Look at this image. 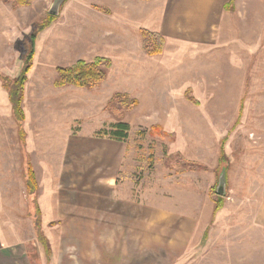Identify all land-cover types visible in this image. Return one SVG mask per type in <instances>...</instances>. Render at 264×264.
<instances>
[{"label": "rangeland", "instance_id": "374dc122", "mask_svg": "<svg viewBox=\"0 0 264 264\" xmlns=\"http://www.w3.org/2000/svg\"><path fill=\"white\" fill-rule=\"evenodd\" d=\"M52 1L0 3V75L18 76L28 37ZM204 1L69 0L37 36L24 86L22 143L9 100L4 94L0 100V233L26 248L30 264L49 263L34 231V200L58 264H82L77 239L48 236L55 199L72 189L104 200L99 210L116 224L110 199L137 203L136 248L121 251V261L264 264V0H233L215 14L203 12ZM142 30L165 39L161 55L144 53ZM96 57L111 62L99 87L55 85L57 68ZM0 92L6 93L1 81ZM117 93L127 96L120 106L110 104ZM119 122L129 126L125 142L101 135ZM156 126L163 134L151 130ZM224 139L227 195L213 215ZM83 143L84 155H74ZM177 155L205 170H189ZM28 162L38 184L34 200L23 177ZM154 209L199 213L184 250L172 247L173 239L168 246L140 236L170 229ZM91 240L84 257L93 258L84 264L99 263L97 239Z\"/></svg>", "mask_w": 264, "mask_h": 264}, {"label": "crops", "instance_id": "0c3cea01", "mask_svg": "<svg viewBox=\"0 0 264 264\" xmlns=\"http://www.w3.org/2000/svg\"><path fill=\"white\" fill-rule=\"evenodd\" d=\"M231 1L233 2V0H214V2L213 0H209V3H205L204 1L199 6L204 8V13L215 14L218 12V10H220L219 8L224 9L225 6L226 10L229 6H231ZM211 2L213 3L211 4ZM210 4L211 6L213 5L212 10H210ZM214 18L215 16L211 17L210 19L213 20ZM1 92L0 100L2 99L1 94H4V97L8 99L6 93ZM72 153H74V155H84V143L83 149H74L72 150ZM101 185L104 188V182L101 183ZM79 190L83 192L84 186H82ZM115 192L116 191L114 190V194L116 195ZM110 200L111 201H108L112 203L113 206H116L115 213L120 216L119 222L117 224L115 222L118 220L108 216L105 213H102L103 211L101 212V210H99V206L102 205L104 200L101 201L99 198L84 199V193L78 195L73 191V189L70 191V194L65 195L62 199L56 198L54 217L52 220L47 222L48 226H50V228L53 227L54 231L50 230L52 235L48 236L50 238L57 237L64 239L67 236H70L77 239L80 254L79 260L82 264H84V258L88 260H85L86 262H89V259L93 258L86 255L84 257V245L85 243L91 244L93 242L91 240L92 238L97 239L96 247L98 249V257H94V259L96 258L98 260V264H136L132 261H121L120 257L121 251L123 253L128 251L129 254L131 253V247L133 249L136 248V238L138 236V230L136 229L137 225L135 224L137 219V203L127 201L119 197ZM78 208H80L79 212L76 213ZM153 212H156L160 218L159 221L164 223L170 229L156 230L153 231L151 235H148V232L146 234L143 230L144 232L140 233V236L165 239L162 241V243L165 242V244L168 246H170L171 243L170 239H173L171 243L172 247H174L176 250H184L186 243L190 241V238L194 237L195 230L199 227L200 218L197 216L199 213H186L181 210L167 209H154ZM121 219H123L122 221H126V223L121 224ZM132 221L134 224L131 223ZM41 224L44 226L43 221ZM41 230L43 231L44 228H41ZM110 246H112V249H110ZM66 248L67 247H65V249ZM35 252L38 254L39 258H41L39 249ZM29 254L30 253L27 252L24 246H20L15 243L10 244L5 236L0 233V264H15V262L18 264H30ZM94 254L96 253L92 251V255ZM61 257L62 254L60 255V258ZM58 260V254H56L55 250L52 248L48 264H58ZM167 264L201 263L177 261Z\"/></svg>", "mask_w": 264, "mask_h": 264}, {"label": "trees", "instance_id": "16d2710c", "mask_svg": "<svg viewBox=\"0 0 264 264\" xmlns=\"http://www.w3.org/2000/svg\"><path fill=\"white\" fill-rule=\"evenodd\" d=\"M69 0H66L65 4ZM2 4L11 3L13 7H26L30 5V0H0ZM232 1L230 2V4ZM64 4V6H65ZM98 11L102 12V9L95 7ZM225 9V6H224ZM56 20L55 17L47 15L44 20L37 23L28 37L29 43L26 49H24L23 54L21 55L20 65H19V74L15 79H10L8 76L0 75V81L2 82V88L6 91L8 100L11 106V114L13 116L14 121L17 125V136L22 143V135H23V122L25 120V115L22 110V104L24 101V86L27 81V74L32 67V60L35 54V41L37 36L45 30L47 27L51 25ZM141 34V42L142 49L144 53L148 57L159 56L163 53V47L165 45V39L155 32H150L147 30H142ZM111 66V62L109 59L96 57L92 61L87 62L83 60L77 61L75 64L69 67L57 68L56 72L58 75V79L55 82L57 87L62 86H74L77 88H84L87 90H92L93 88L99 87L102 82L107 78L109 69ZM188 90L186 93H189ZM127 99L126 95L122 94H114L112 99L110 100V104L121 105V100ZM136 101H132L131 105H136ZM243 104L244 99L241 101V107L238 114V119L241 118L243 112ZM130 108L128 105L125 108L126 110ZM239 121L236 122V125ZM151 130L161 132L162 129L159 126L152 127ZM129 126L125 123L119 122L112 126H110L109 130L103 131L102 136H107L108 138L117 141V142H125L128 138ZM163 134V133H162ZM225 143V139L222 140L220 144V154H219V163L222 165L218 172L221 171L222 168H225L227 171L228 161L225 156L223 145ZM180 161L183 163L184 167L187 165L189 170H205V167L200 166L196 163H192L186 161L181 155H177ZM184 167L182 166V170L184 171ZM26 192L28 197H32L34 200V195L38 189L37 180L35 178V174L30 162L26 164V169L23 174ZM223 198L218 197L214 203L213 215L216 214L222 208ZM35 204V214H34V231L37 238V241L43 247L44 254L47 262H49V257L51 254V249L46 236L43 234L41 230V221H40V212L38 210L36 200H34Z\"/></svg>", "mask_w": 264, "mask_h": 264}, {"label": "water", "instance_id": "95a60500", "mask_svg": "<svg viewBox=\"0 0 264 264\" xmlns=\"http://www.w3.org/2000/svg\"><path fill=\"white\" fill-rule=\"evenodd\" d=\"M66 0H53L47 10V15L58 18ZM215 194L224 198L227 195V176L226 169L223 168L218 174Z\"/></svg>", "mask_w": 264, "mask_h": 264}]
</instances>
